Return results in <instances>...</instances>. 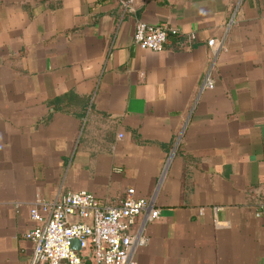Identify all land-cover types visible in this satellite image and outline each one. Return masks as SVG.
Wrapping results in <instances>:
<instances>
[{
    "label": "crops",
    "instance_id": "1",
    "mask_svg": "<svg viewBox=\"0 0 264 264\" xmlns=\"http://www.w3.org/2000/svg\"><path fill=\"white\" fill-rule=\"evenodd\" d=\"M128 190L159 211L136 264H264V0H0V264L32 207Z\"/></svg>",
    "mask_w": 264,
    "mask_h": 264
},
{
    "label": "built area",
    "instance_id": "2",
    "mask_svg": "<svg viewBox=\"0 0 264 264\" xmlns=\"http://www.w3.org/2000/svg\"><path fill=\"white\" fill-rule=\"evenodd\" d=\"M168 34L177 33L137 20L132 41L141 50L157 53L164 49ZM206 45L214 56L223 48L222 41L216 39ZM212 87L208 72L201 90ZM39 207L47 216L40 214L38 205L30 210L35 225L26 234L33 245L29 264H136V250L148 242L145 226L159 216L152 201L136 199L130 190L115 207L103 206L86 192H67Z\"/></svg>",
    "mask_w": 264,
    "mask_h": 264
},
{
    "label": "water",
    "instance_id": "3",
    "mask_svg": "<svg viewBox=\"0 0 264 264\" xmlns=\"http://www.w3.org/2000/svg\"><path fill=\"white\" fill-rule=\"evenodd\" d=\"M72 247L75 248L77 250V242L76 241H73L72 242Z\"/></svg>",
    "mask_w": 264,
    "mask_h": 264
},
{
    "label": "trees",
    "instance_id": "4",
    "mask_svg": "<svg viewBox=\"0 0 264 264\" xmlns=\"http://www.w3.org/2000/svg\"><path fill=\"white\" fill-rule=\"evenodd\" d=\"M68 99H69V97H68Z\"/></svg>",
    "mask_w": 264,
    "mask_h": 264
}]
</instances>
